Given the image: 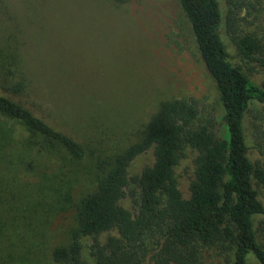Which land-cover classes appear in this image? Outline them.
Returning <instances> with one entry per match:
<instances>
[{"label":"rangeland","instance_id":"1","mask_svg":"<svg viewBox=\"0 0 264 264\" xmlns=\"http://www.w3.org/2000/svg\"><path fill=\"white\" fill-rule=\"evenodd\" d=\"M221 36L229 60L264 86V0H245L231 13L226 0ZM252 33L262 44L260 59H242L232 36ZM22 83L21 91L13 85ZM0 95L9 97L78 141L82 158L57 144L37 152L10 145L11 167L0 170V264H69L54 260L57 247L71 241L79 199L95 189L116 153L138 141L161 102L194 98L204 117H218L223 106L214 79L197 49L179 0H0ZM252 102L245 132L252 162L264 160L255 149ZM0 128L27 138L18 122L0 114ZM25 154L34 168L17 161ZM195 152L186 149L174 172L189 195ZM14 156V158H12ZM152 149L138 155L129 171L153 163ZM264 203V188L256 181ZM121 204L134 211L129 198ZM264 220V216L260 217ZM117 235L110 230L101 235ZM88 237L82 257L92 264ZM203 264H227L212 249ZM142 264H154L146 258Z\"/></svg>","mask_w":264,"mask_h":264},{"label":"trees","instance_id":"2","mask_svg":"<svg viewBox=\"0 0 264 264\" xmlns=\"http://www.w3.org/2000/svg\"><path fill=\"white\" fill-rule=\"evenodd\" d=\"M119 3L128 0H114ZM231 13L245 0H226ZM197 49L214 79L223 106L218 117L202 115L194 98L160 103L142 137L115 154L94 190L76 206V228L66 246L53 250L54 260L90 264L82 257V238L88 237L92 264H203L202 250L212 249L227 264H264V203L256 181L264 188V160L252 162L245 124L252 102L264 104V86L230 62L221 36L222 11L218 0H179ZM242 59H259L262 44L252 33L232 36ZM258 55V56H257ZM260 60V59H259ZM24 85L16 83L14 90ZM0 114L18 122L27 138L0 128V170L11 167L10 145H27L37 152L57 144L82 158L81 144L54 128L21 103L0 95ZM254 147L264 157V118L254 114ZM195 152L189 195L178 188L175 166L186 149ZM152 149L153 163L138 174L132 161ZM14 158V156L12 157ZM25 168H34L25 154H17ZM129 198L135 210L121 204ZM116 230L117 235H101Z\"/></svg>","mask_w":264,"mask_h":264}]
</instances>
